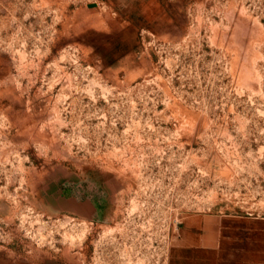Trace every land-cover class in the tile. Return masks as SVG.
<instances>
[{
  "label": "rangeland",
  "instance_id": "1",
  "mask_svg": "<svg viewBox=\"0 0 264 264\" xmlns=\"http://www.w3.org/2000/svg\"><path fill=\"white\" fill-rule=\"evenodd\" d=\"M0 264H264V0H0Z\"/></svg>",
  "mask_w": 264,
  "mask_h": 264
}]
</instances>
